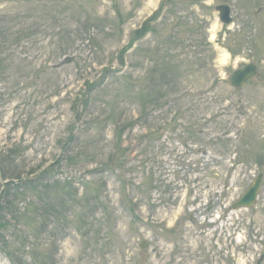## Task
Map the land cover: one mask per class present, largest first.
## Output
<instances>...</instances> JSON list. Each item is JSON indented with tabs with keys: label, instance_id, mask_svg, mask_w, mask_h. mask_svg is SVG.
<instances>
[{
	"label": "rangeland",
	"instance_id": "1",
	"mask_svg": "<svg viewBox=\"0 0 264 264\" xmlns=\"http://www.w3.org/2000/svg\"><path fill=\"white\" fill-rule=\"evenodd\" d=\"M0 196V264H264V0H0Z\"/></svg>",
	"mask_w": 264,
	"mask_h": 264
},
{
	"label": "water",
	"instance_id": "2",
	"mask_svg": "<svg viewBox=\"0 0 264 264\" xmlns=\"http://www.w3.org/2000/svg\"><path fill=\"white\" fill-rule=\"evenodd\" d=\"M220 11V18L224 22H230V8L228 5L218 6ZM258 72V67L254 63H250L242 68L236 69L231 76V83L236 87L243 86L248 79L256 75ZM260 174L255 183L248 189L244 196L235 204V206H249L252 205L256 200L257 194L259 192L260 183H261Z\"/></svg>",
	"mask_w": 264,
	"mask_h": 264
},
{
	"label": "clouds",
	"instance_id": "3",
	"mask_svg": "<svg viewBox=\"0 0 264 264\" xmlns=\"http://www.w3.org/2000/svg\"><path fill=\"white\" fill-rule=\"evenodd\" d=\"M210 2H211V0H210ZM220 29H221V24H220L219 20L213 19V21L210 23L209 32H211L214 36L215 34H217L220 31ZM217 62L221 66H225V67L228 66L229 63L231 62V53L225 49L223 55L218 57ZM222 75H224V74L222 73Z\"/></svg>",
	"mask_w": 264,
	"mask_h": 264
},
{
	"label": "trees",
	"instance_id": "4",
	"mask_svg": "<svg viewBox=\"0 0 264 264\" xmlns=\"http://www.w3.org/2000/svg\"><path fill=\"white\" fill-rule=\"evenodd\" d=\"M45 179H46V178H44V179L42 178V180H40L39 186H35L36 189H37V188H40V187L44 184ZM45 187H46V188H49V187L47 186V183L45 184ZM1 197H2V196H0V204H1V201H3V200H1V199H2ZM46 206L49 207L50 205H46ZM46 206H45V207H46ZM7 208H8V207H7ZM6 223H8V222H6ZM6 223H5V224H6ZM5 224H4V221H3L2 225H1V228H3V227L5 226Z\"/></svg>",
	"mask_w": 264,
	"mask_h": 264
}]
</instances>
